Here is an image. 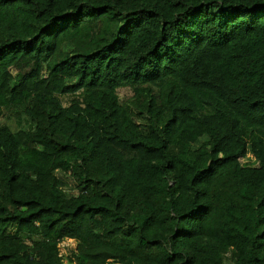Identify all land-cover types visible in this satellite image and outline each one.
<instances>
[{
    "label": "trees",
    "instance_id": "trees-1",
    "mask_svg": "<svg viewBox=\"0 0 264 264\" xmlns=\"http://www.w3.org/2000/svg\"><path fill=\"white\" fill-rule=\"evenodd\" d=\"M1 119L0 264H264V0H0Z\"/></svg>",
    "mask_w": 264,
    "mask_h": 264
},
{
    "label": "rangeland",
    "instance_id": "rangeland-1",
    "mask_svg": "<svg viewBox=\"0 0 264 264\" xmlns=\"http://www.w3.org/2000/svg\"><path fill=\"white\" fill-rule=\"evenodd\" d=\"M137 89H139V86H133V87H128V88H122L119 90L121 96L123 98H127L131 96ZM3 122V119L0 120ZM9 123L13 126L14 129L17 127V123L15 121H9ZM76 240L74 239H66L61 243V250L62 253L65 255H68L71 253L72 250L76 248ZM65 262L67 263V259H65Z\"/></svg>",
    "mask_w": 264,
    "mask_h": 264
},
{
    "label": "built area",
    "instance_id": "built-area-1",
    "mask_svg": "<svg viewBox=\"0 0 264 264\" xmlns=\"http://www.w3.org/2000/svg\"><path fill=\"white\" fill-rule=\"evenodd\" d=\"M59 246H60V250H61V244ZM61 253H62V250H61Z\"/></svg>",
    "mask_w": 264,
    "mask_h": 264
}]
</instances>
